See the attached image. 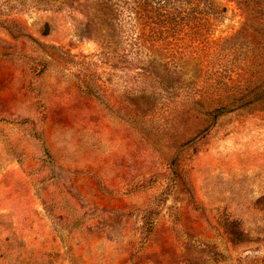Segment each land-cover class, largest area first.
Wrapping results in <instances>:
<instances>
[{"label": "rangeland", "instance_id": "1", "mask_svg": "<svg viewBox=\"0 0 264 264\" xmlns=\"http://www.w3.org/2000/svg\"><path fill=\"white\" fill-rule=\"evenodd\" d=\"M214 7L216 77L125 0H0V264H264V0Z\"/></svg>", "mask_w": 264, "mask_h": 264}, {"label": "trees", "instance_id": "2", "mask_svg": "<svg viewBox=\"0 0 264 264\" xmlns=\"http://www.w3.org/2000/svg\"><path fill=\"white\" fill-rule=\"evenodd\" d=\"M200 1H206L207 10L197 0H125V5L134 11L135 27L143 33L148 28L152 33L139 37L143 48L148 50L142 61L168 70H199L204 76L216 77L227 71L215 64L213 56L196 51L200 47L204 50L208 40L202 37L207 30L206 22L216 10V0ZM224 84L228 86L226 81ZM258 94L257 99L264 97L263 93Z\"/></svg>", "mask_w": 264, "mask_h": 264}]
</instances>
